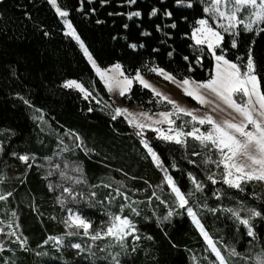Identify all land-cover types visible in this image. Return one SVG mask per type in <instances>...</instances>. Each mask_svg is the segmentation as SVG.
<instances>
[{
    "label": "trees",
    "instance_id": "1",
    "mask_svg": "<svg viewBox=\"0 0 264 264\" xmlns=\"http://www.w3.org/2000/svg\"><path fill=\"white\" fill-rule=\"evenodd\" d=\"M79 2L81 10L76 12ZM175 2L57 0L60 8L69 11L76 33L99 65L119 63L141 72H150L156 65L180 80L185 77L206 80L213 70L212 56L205 47L196 46L189 36L199 15V5L193 2L191 8L182 5L176 8ZM153 8L157 9L156 15H150ZM137 11L141 13L139 17H127ZM166 11L171 15L166 16ZM261 29L264 22L251 32L240 31L237 48L233 50L231 41L224 38L223 48L229 51L231 60L252 49L264 92V30ZM61 33V25L42 0H4L0 4V177L4 179L2 188L11 192L6 207L12 214V224L26 241L27 253L18 252L17 264H91L82 259L73 262L72 252L53 254L52 260L37 255L50 238L53 240L66 232L55 195L49 192L36 168L11 157L12 152L27 151L25 147L42 154L37 147L39 138L45 143V153L51 148L69 147L71 158L79 161L90 180L113 182L142 207H150V212L143 208L134 219L139 240L125 252L121 264H211L214 261L182 211L164 219L167 209L160 207L154 196L168 193L165 168L183 193H193L187 198L195 204L205 230L221 250H236L238 255L234 256L233 264H255L257 255L264 252V188L253 182L243 183L242 190L224 184L216 153L207 152L195 143L182 147L154 141L150 146L159 156L161 167L153 164L140 138L118 117L113 120L107 110L61 88L65 79L83 83L94 79L77 47ZM132 44L136 47H129ZM97 88L101 90L100 85ZM123 99L126 104L155 106L151 92L136 83ZM36 111L44 113L50 134H38L34 122ZM72 134L81 140L75 141ZM205 157L212 162L204 163ZM190 173L202 185L201 191H196ZM209 175L217 183L213 184ZM239 206L261 212V217L252 223L254 237H249L227 211ZM94 264L111 263L98 259Z\"/></svg>",
    "mask_w": 264,
    "mask_h": 264
},
{
    "label": "snow or ice",
    "instance_id": "2",
    "mask_svg": "<svg viewBox=\"0 0 264 264\" xmlns=\"http://www.w3.org/2000/svg\"><path fill=\"white\" fill-rule=\"evenodd\" d=\"M47 2L55 9L59 17L64 18L68 16L66 10H62L57 6V0H47ZM128 2L132 4L135 3V0H128ZM184 2L185 0H176L177 5H181ZM187 7L191 8L192 4L188 2ZM244 9H247L248 12L244 19L240 20L238 14ZM204 12L210 14L213 20L219 18L221 23L217 24V28H222L223 33L231 35V47L237 48L236 34L232 30L236 29L237 24H243L244 30L251 32L253 31V25L259 26L261 22H264V0H211V4L204 8ZM156 13L157 9L153 8L150 15H156ZM140 15L141 13L138 11L132 12L129 14V19L133 16L139 17ZM165 15L170 16L171 13L166 11ZM223 21H227V24L225 25ZM196 23L201 27L193 30L192 39L197 46L206 44L207 51L215 62L209 78L196 81L190 77H185L180 80L174 74L156 65H153L150 71L169 83L176 85L185 96L191 97L201 108L207 109L203 112H200V109H192L180 105L176 100L146 80L139 69L136 70L134 76L126 75L122 71L121 65L117 63L112 66V73L110 75L106 74L107 70L102 72L97 67L85 44L81 41L75 30L72 29L71 24L66 19L64 20V26L68 30L65 32V35H70L76 41L84 57L91 64L109 93L118 92L119 96L125 97L132 90L133 84L137 83L143 89L150 91L152 96L156 98L157 103L166 102L172 106V111H160L156 113L155 117H159L158 119L144 111H133L119 106L111 108L113 113L111 118L113 120H116L118 116H123L129 127L134 128L135 135L140 138V144L151 157L153 164L161 167L159 156L144 138L143 130L146 128L156 133L157 139L166 142L186 145V138L191 137L202 146L208 148L209 151L214 150L221 158L216 162L217 167L222 164L224 168V184L231 188L242 190V182L244 181L255 180L264 182V92L261 91V81L258 79L251 48L248 50L246 64L233 62L226 58L223 48L217 54L216 48L224 41L223 33L210 27L208 20L199 19ZM172 27H175V24ZM197 33H200V35L198 36ZM129 47L135 48L136 45L132 44ZM168 55L171 56L172 53L169 52ZM187 59L188 57H185V60ZM196 59L199 62L200 57L197 56ZM236 61H241V57L237 56ZM189 71H192L191 67H189ZM63 86L77 89L85 98L91 95L76 80H67ZM238 94H242L243 99L238 100L236 98ZM24 102L28 104L27 100ZM105 106L111 107L110 105ZM181 114L190 117V121H184L180 126L174 127L176 121L170 117L176 115L179 118ZM161 124H167L168 129L165 130L159 127ZM188 124L192 125L191 130L185 131L184 129ZM197 124L201 126L207 125V131H201L200 128L196 127ZM72 138L75 141L81 140L75 134H72ZM75 146L80 147L81 144H76ZM63 150L66 151L67 147ZM84 151L87 152L88 150L84 149ZM18 158L23 163H27L30 159L28 155H20ZM32 159H35V157H32ZM209 162H212L210 158L204 161V163ZM189 163H193V161L190 160ZM76 170L79 171V168L77 167ZM163 172L164 180L174 194L178 207L181 209L186 208L188 216L192 219L193 224L203 237L208 250L215 257V260L211 264H228V259L222 254V250L217 246V242L205 230L204 225L198 219L193 208L188 206L189 200L187 197L193 195V193H183L172 176L168 174V169H163ZM189 179L195 184L196 191H201L202 185L196 181L191 173L189 174ZM208 179L213 184L217 183L213 175H209ZM63 190L64 192H71V189L67 187ZM117 194L122 195L119 190H117ZM7 195L10 196L11 192ZM153 195H155V192ZM5 199L4 195H0V200ZM57 200L62 206L64 205V201L60 197H57ZM161 202L163 203V201ZM67 211L69 215L63 221L66 229H82L83 235L90 236L93 241L110 237L118 242H123L127 236H134V233L137 231L136 225L127 216L106 213L108 221L100 229L90 232V229H93V224L89 219L77 214L71 208H68ZM211 211L215 212L216 209H211ZM227 211L244 226L249 237L255 236L251 220L255 217H261V212L249 209V215L246 218H241L238 211L233 209H227ZM132 212L139 215L135 208L132 209ZM172 214V212H169L164 219L168 220ZM13 215L15 214L13 213ZM68 234L76 235L78 232H68ZM10 235H15V233H10ZM134 238L138 237L134 236ZM56 243L60 244V240L57 239ZM25 246L26 241L21 240L20 247L24 248ZM121 246H123L122 243ZM71 247L82 251L81 245L78 243H72ZM225 251H227L228 256L238 255L234 248H227ZM255 264H264V252L257 255Z\"/></svg>",
    "mask_w": 264,
    "mask_h": 264
},
{
    "label": "rangeland",
    "instance_id": "3",
    "mask_svg": "<svg viewBox=\"0 0 264 264\" xmlns=\"http://www.w3.org/2000/svg\"><path fill=\"white\" fill-rule=\"evenodd\" d=\"M3 1L4 0H0V4ZM42 1L49 7V9L55 15L59 24L61 25L62 27L61 34L64 36V38L70 40L77 47L84 63L86 64L88 69L91 71V74L94 78V79L90 78V81H86L84 83L78 79H65L64 81L61 82V88L63 90L71 91L75 94H78L81 99L93 104L95 107H99V108L107 110L111 115L113 114L111 111V108H115L117 106L126 107L133 111L148 112L150 115H153L154 118H157V119L159 117H155L156 113L160 111H172L171 105L167 104L166 102L157 103L156 98H155V101L153 102L155 103V106L153 104V106L151 105V106L142 107L134 103L126 104V102L123 101L124 97L119 96L118 92L109 93V91L105 88L104 83L101 81L100 77L93 70L91 64L84 57L83 52L80 50L79 45L76 43V41L70 35H65V32L68 31L64 26L65 19L68 21L69 24H71L72 29H74L73 23L70 18L69 11L67 9L61 8L62 10H66L68 12L67 17L61 18L56 14L55 9L51 5L48 4L47 0H42ZM188 2H190L191 4H193V2H196L199 5V9H200L199 15L195 17L196 20L194 23V27L190 30L189 36L193 43H194L192 39L193 30L201 27L200 25L196 23V21L199 19L208 20L210 27L218 31H221L223 33L222 28H217V24L221 23L219 18H217L216 20H213L210 14H206L204 12V8L211 4V0H185V2L181 5L186 8H189L187 7ZM78 4L80 7L75 10L76 12H79L81 10V2H79ZM181 5H177V3L175 2L176 8H179ZM57 6L60 7L58 4ZM247 12L248 10L244 9L240 14H238V18L240 20H243ZM223 23L226 25L227 21H223ZM256 27L258 26L253 25V29ZM232 31L236 34V39H237L240 31H245V30L243 28V24H237L236 29H233ZM197 35L199 36L200 33H197ZM223 35H224V38H227L230 41L232 40V36L229 35L228 33H223ZM200 47H205L207 49L206 44L200 45ZM221 48H223V42L221 43L219 47L216 48L217 54L220 53ZM223 49L225 50L226 58L230 59L229 58L230 54L228 53L229 51L226 50L225 48ZM231 49L233 50V48ZM247 55L248 53L246 55H243L242 53H240L237 56L241 57V61H236V58H233L232 61L237 62V63L246 64ZM96 65L102 72L107 70L106 71L107 75H110L112 73V66L104 67V66L99 65L97 62H96ZM214 66H215V62L213 60V68ZM121 69L122 71H124L126 75H130V76H134L137 70V69H133V70L127 69L123 65H121ZM141 73L143 74L146 80H148L150 83L158 87L165 94L169 95L172 99L176 100L180 105L184 107L192 108V109H200V112L207 110V109L201 108V106L197 104L195 101H193L191 97L185 96L183 92L181 91V89L178 88L176 85L169 83L163 78L157 76L155 73L151 71L141 72ZM67 80H76L77 82L81 83L91 93V95L85 98L83 94L80 93L77 89L64 87L63 86L64 82ZM97 85H100L101 87L100 91L96 90L98 89ZM236 98L238 100L243 99L242 94H238ZM105 105H110L111 107H106ZM153 107H157V109L156 108L154 109ZM36 113L37 115L34 118V122L37 126L38 134H42V135H46L47 133L50 134L49 132L50 126L47 123V119L44 113H42L41 111H36L35 114ZM213 115H215V113H213ZM118 118L124 123V125L127 128L135 132L133 127H129L127 121L124 119L123 116H118ZM170 118L176 121L174 127L180 126L181 123L184 121H190V117L183 116L182 114L179 116V118H177L176 115H173ZM159 127L164 128L165 130L168 129L167 124H161L159 125ZM191 127L192 125L188 124L184 130L190 131ZM196 127L200 128L201 131H207L208 129L207 125L201 126L197 124ZM143 135H144V138L148 141L149 145H151V143L154 141L168 143L171 145H178L174 142H166L161 139H157L156 133L150 131L147 128L143 130ZM39 139L40 140H37L38 141L37 147L38 148L40 147L39 150L40 152H43L42 154L39 155L34 152H31L27 147H25V150L27 151H23L22 153L14 152L15 155H13V152H12L11 157L17 158L18 161L22 164H26L28 166L36 168L38 174L46 183V186L49 192L55 195V204L60 208V220L65 228L66 226L63 221L69 215L67 211L68 208L73 209L74 212H76L77 214L83 215L85 218L89 219L92 222L93 229H90V232H94V230L100 229L101 226L105 224V222L108 221V215H106V213H111L113 215L127 216L135 224L134 219L140 216V212L143 208H145V211L147 210L150 212L149 206L142 207L143 205L141 203H138L136 200L126 196V194L123 193L124 189H122V187H117L116 185L113 184V182H109L104 179H98L95 182L93 180H90L85 174L84 169L82 165L79 163V161L75 160V158H71L72 156L70 155L68 151L70 149L69 147H67L66 151L63 150L66 148V146L64 148H61V147L51 148V150L45 153V150H46L44 148L45 143L43 139L41 138ZM188 143H195L201 149H204V150L206 149L207 152H212V151H209L208 148L202 146L198 141L194 140L191 137L186 138V145H180V146L185 147L187 146ZM19 148L20 147H17V149ZM1 152H2V144L0 142V155H1ZM213 152L215 151L213 150ZM215 153L219 161L221 158L217 152ZM20 155H28L30 157L29 161L27 163L21 162L18 158ZM32 157H35V159H32ZM207 159H209V157ZM205 160H206V157H205ZM77 167L79 168V171L76 170ZM219 167H222L223 173H224L223 165L221 164ZM61 173H63V175H61ZM3 180L0 177V195H4L6 197L5 200H0V258L2 261L1 264H17L16 257L18 255V252L19 253H27V252H25L24 248L20 247V241L22 239L19 236V233L17 232L15 226L12 224V214L7 211L6 200L8 197L7 195L8 192L2 188ZM250 182L260 184L261 188H264V182L255 181V180L244 181L242 182V184L250 183ZM105 185H107V187H105ZM65 187L71 189V192H64L63 189ZM117 190H119V192L122 193V195H118ZM57 197H60V199L64 201L63 206L61 205L60 202H58ZM157 197H159V199H157ZM154 199L159 204L160 207H165L167 209L166 215L169 212H172L174 214L176 211H182L191 221L192 225L195 227V225L192 222V219L187 214L186 208L181 209L178 207L175 201V196L171 192V189L169 187H168L167 194L165 195L162 194L159 196L155 195ZM161 201H163V203ZM188 206L193 208L194 212L197 214L198 219L201 221L200 216H199V211L196 208L195 204H192L189 202ZM133 208L137 210L139 215H136L135 213L132 212ZM249 209H252V208L239 206L235 210L239 212V215L241 218H246L249 215V212H248ZM255 219L256 217L251 220V226ZM237 223L239 222L237 221ZM195 229L197 230L196 227ZM68 232H78V234L69 235ZM10 233H15V235H10ZM134 236L138 238H134ZM134 236L133 235L127 236L123 242H118L110 237H105L103 239L93 241L90 238V236L83 235L82 229L77 230L75 228H71V229H66V232L62 236H59V237L54 238L53 240L50 239L49 241H47L40 248L37 255L41 259H51L52 260V259H55L54 256H52L53 254L58 255L64 251L65 253L72 252V257L70 259L73 262L74 261L78 262L79 259H82V261L88 260L91 262V264H94V262L98 259H105V260L110 261L111 264H121L120 261L122 260V256L125 255V252L135 247L136 244L138 243L139 234L137 231L134 233ZM201 238L204 244L206 245L202 236ZM57 239L60 240V244L56 243ZM72 243L80 244L82 251L80 249L72 248L71 247ZM121 243L123 246H121ZM217 246H218V243H217ZM207 251L211 255L210 250H208V247H207ZM222 254L227 257L228 264H233V261L235 259L234 256H228V253L227 251H225V249L222 250ZM212 257L215 260V257L214 256Z\"/></svg>",
    "mask_w": 264,
    "mask_h": 264
}]
</instances>
